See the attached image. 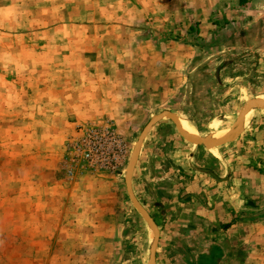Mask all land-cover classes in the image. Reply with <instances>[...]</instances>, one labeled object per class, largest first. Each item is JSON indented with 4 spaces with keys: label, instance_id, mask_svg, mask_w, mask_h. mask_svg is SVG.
<instances>
[{
    "label": "crops",
    "instance_id": "1",
    "mask_svg": "<svg viewBox=\"0 0 264 264\" xmlns=\"http://www.w3.org/2000/svg\"><path fill=\"white\" fill-rule=\"evenodd\" d=\"M0 3L8 6L1 10L2 14L13 11V17L2 18L14 22L7 29L16 36H10L22 39L17 46L19 53L14 51L12 57L20 55L19 64H30L26 55L35 53L37 60L33 58L32 64H48L53 79L60 78L59 82L49 83L41 94L25 96L41 101L42 107L36 108L40 112L34 115L66 118L61 131L67 134L77 123L107 119L124 131L126 137L131 130L127 119L151 118L156 114L143 110L147 105L153 111L167 107L175 98L182 102L200 101V62L192 64L200 54V47L168 40V32L176 23L185 31L195 24L203 36V30L207 32L215 17L216 6L223 4L222 0H0ZM15 21L21 22L19 30ZM33 38L38 45L29 51L31 46L26 44ZM58 65L63 66L61 70ZM217 65L209 67L215 66L217 70L220 66ZM60 74L65 76L63 81ZM220 79L216 74L219 87ZM214 91L211 85L212 94ZM175 107L171 104L167 112L176 115ZM19 110L23 111V106ZM259 111L264 110L249 111L253 113L251 123L247 122L249 126H243L234 142L221 150L224 162L212 170L220 180L209 178L206 182L213 185L210 190L196 186L199 189L196 194H188L176 203L167 201L163 189L154 190L155 195H162L167 201L160 212L164 214L162 225L155 222L159 230L155 264H237L238 260L241 264H257L264 259V218L251 222L243 218L264 213V170H255L253 163L250 168L247 163L242 165L232 152L247 142L254 148L261 147L260 157H264V114ZM180 112L185 113L183 109ZM184 121L188 122V118ZM245 122L244 118L243 125ZM53 131L56 133L54 128ZM148 137L150 132L140 148L133 176L137 169H144L142 157ZM33 145L34 152L22 150L19 156L21 190L17 194L27 203L25 212L31 211L30 196L34 193L41 206L37 212L53 216L56 213L53 223L44 226L58 229L60 215L72 209L78 215L72 216L75 227L84 222L88 228L92 221V229L100 232L74 243L102 246L100 229H107L111 221L114 202L110 203L109 197L123 190L121 175L115 179L98 175L69 185L57 175L60 146L56 148L45 141V135ZM35 163V173L29 178L24 172ZM248 230L252 239L242 241V234ZM134 234L132 228L118 226L112 234L115 242L104 244L103 250L117 246L124 249Z\"/></svg>",
    "mask_w": 264,
    "mask_h": 264
},
{
    "label": "rangeland",
    "instance_id": "2",
    "mask_svg": "<svg viewBox=\"0 0 264 264\" xmlns=\"http://www.w3.org/2000/svg\"><path fill=\"white\" fill-rule=\"evenodd\" d=\"M222 2L223 4L216 6L215 17L210 21L207 32L203 30V36L199 35L200 27L195 24L185 31L176 23L177 25L175 24L168 32V40L200 47V54L192 63L200 62V94H198L200 101L182 102L175 98L167 107L153 111L149 110L148 105L143 108L149 114L156 113L154 117L161 114V110L168 111L167 108H170L171 104L176 105L174 116L184 120L188 118V123L196 135L210 141L219 140L216 139L219 132L231 130L240 110L248 102L252 100L264 102V0H248L244 5L240 4L241 0H222ZM7 7L0 3V264H145L149 259L154 235L133 207L127 194L125 177L138 138L153 117L131 116L126 121H129L131 127V130H128L129 137H126L124 131H120L113 121L107 119L77 123L73 131L67 134V131H61L66 118L35 116V112H40L36 111V108L41 105V101L25 96L41 94L47 90L49 83L54 80L59 82L60 78L53 79L51 75L53 70L48 69V64H44L46 65L44 68L41 67L44 66L43 64H32L37 60L35 53L29 52V55H26L28 60L30 59V64H19V60H22L20 55L13 58L14 51L16 54L20 51L17 46L21 45L22 39L10 36V34L15 35L14 31L7 29L12 21L2 19L13 17L12 10L1 13V10ZM14 25L18 30L21 28L20 21H15ZM8 28L11 29L9 26ZM27 43L26 45L31 46L29 51L37 48L35 38ZM27 58L24 57V60ZM33 58L36 59L32 60ZM232 59L236 60L231 62ZM225 62L227 63L223 65ZM210 64L220 66L216 70L215 66L210 68ZM51 65L57 64L51 63ZM61 66L58 65L59 70L62 69ZM216 74L217 78H221L220 87L216 84ZM60 75L62 76L60 81H63L65 76ZM207 79L210 81L207 82ZM211 85L214 86V94L211 92ZM50 90L52 91L51 86ZM21 106L24 108L23 111L19 110ZM181 108L184 114L180 112ZM137 112L144 113V111ZM259 112L264 114V111ZM251 114L253 113H250L248 118L245 115L246 124L242 125L241 131L253 117H250ZM132 121L134 123H131ZM178 123L180 124L179 121ZM93 126L110 128L121 140L124 154L119 166L96 170L87 168L88 164L81 159V162L77 161L79 164L71 163L73 158L68 150L70 144L79 140L83 131ZM180 127L184 134L190 136L182 124ZM152 128L149 130L150 137L144 145L145 151L142 157L144 169H137L135 177L133 171L134 179L131 186L140 206L154 222L162 225L161 217L164 214L160 212L164 206H167V201L176 203L186 199L188 194H196V190H199L196 186H199L200 190L204 188L210 190V186L213 185L206 181L213 177L202 173L201 170L212 172L214 168H218L219 163L224 162L221 150L228 148L229 143L234 142L236 136L232 135L229 143L208 150L202 145L186 141L173 122L166 117L156 122ZM43 135L45 141L55 144L56 148L60 146V151H57L60 156L57 175H61L60 177L67 184L73 185L98 175L114 179L121 175L119 177L124 186L123 190L116 191L117 196L109 197L110 203L114 202L110 214L111 221L109 226H106L107 229L100 231L103 246L115 242V236L112 237V234L116 232L118 226L132 228L135 234L124 249L117 246L106 251L100 245L75 244L76 240L79 243L88 235L100 232L93 230L97 228L92 229V221L88 228H85L84 222H80L78 227H75L76 223L72 220V216L76 218L78 215L71 212L72 209L60 215V228L45 227L44 223L46 225L53 223L56 213L53 216V214L37 212L41 206L39 207L38 198L34 193L30 196L31 211L25 212L27 207L24 204L27 203L22 202L18 195L21 190L18 174L21 172L22 163L19 156L22 150L34 152L33 143L42 139ZM238 147V150L235 147L237 152L231 151L234 156L240 158L239 163L242 165L247 163L249 168L253 163L255 170L257 168L264 170V157H260L261 147L254 148L253 144L247 142H242ZM35 166L36 163L24 174L29 178L33 176ZM188 173L190 175H187ZM150 175L153 177L149 181ZM156 188L163 189V195H168L169 199L166 201L162 199L165 198L164 196L155 195ZM29 191L32 192L28 187ZM157 192L161 194V191ZM202 195L201 192L200 196ZM22 210L25 213H22ZM65 216L67 219H64ZM250 234L249 230L242 234V241L251 240L253 236ZM239 262L238 260L237 264H241ZM257 264H264V259L258 260Z\"/></svg>",
    "mask_w": 264,
    "mask_h": 264
},
{
    "label": "water",
    "instance_id": "3",
    "mask_svg": "<svg viewBox=\"0 0 264 264\" xmlns=\"http://www.w3.org/2000/svg\"><path fill=\"white\" fill-rule=\"evenodd\" d=\"M236 59H232L231 62H234ZM230 62V61H229ZM227 62H225L223 65H225ZM252 109H259V110H264V102H260V101H256V100H252L250 102H248L243 108L242 110H240L236 122L235 124L232 126L231 130L229 131L228 134H226L225 136H223L222 138H220L219 140H215V141H206L207 139L198 137V136H188L186 134L183 133L180 124L177 121V118L170 112L164 111L161 114L154 116L149 123L146 125V127L143 129L140 137L138 138V141L134 147V150L132 152L131 155V159L129 162V166H128V170L126 173V177H125V184H126V190H127V194L129 196V199L133 205V207L136 209V211L140 214V216L144 219V221L148 224V226L150 227V229L153 232L154 235V239L152 242V245L150 247V255H149V261L148 264H155V254H156V249H157V245H158V240H159V230L157 225L155 224L154 220L149 216V214L140 206V204L138 203V201L136 200V198L133 195L132 192V186H131V182H132V174L137 162V158L140 152V148L142 146V143L146 137V135L148 134L149 130L152 128V126L158 122L159 120H161L162 118H168L169 120H171L173 122V124L175 125L176 129L178 130V132L180 133V135L188 142L190 143H194V144H198V145H202L204 146L206 149L210 150L213 148H217L220 147L222 145H225L227 143L230 142L231 140V136L232 135H237L243 125L244 122V117L245 115ZM202 173L208 174L210 176H212L214 179L216 180H220L218 179V177L211 171L209 170H201ZM264 218V213L262 214H258L256 216H253L247 220H249V222L251 221H256L259 219Z\"/></svg>",
    "mask_w": 264,
    "mask_h": 264
},
{
    "label": "built area",
    "instance_id": "4",
    "mask_svg": "<svg viewBox=\"0 0 264 264\" xmlns=\"http://www.w3.org/2000/svg\"><path fill=\"white\" fill-rule=\"evenodd\" d=\"M68 150L73 158L71 163L81 159L88 164L89 167L85 165L87 168L96 170L119 166L124 154L121 140L110 128L97 126L84 130L81 138L70 144Z\"/></svg>",
    "mask_w": 264,
    "mask_h": 264
},
{
    "label": "bare ground",
    "instance_id": "5",
    "mask_svg": "<svg viewBox=\"0 0 264 264\" xmlns=\"http://www.w3.org/2000/svg\"><path fill=\"white\" fill-rule=\"evenodd\" d=\"M249 115H250V112H248L246 114V118H248ZM246 118H245V120H246ZM177 120L180 122V124H182L187 129V131L189 132L190 136H197L195 131H194V129L192 128V126L188 122H186V121H184V120H182L180 118L179 119L177 118ZM228 133H229L228 131L219 132V134H217V136H216V139H220V138H222L223 136H225ZM206 141L208 142L209 140H206Z\"/></svg>",
    "mask_w": 264,
    "mask_h": 264
},
{
    "label": "trees",
    "instance_id": "6",
    "mask_svg": "<svg viewBox=\"0 0 264 264\" xmlns=\"http://www.w3.org/2000/svg\"><path fill=\"white\" fill-rule=\"evenodd\" d=\"M248 2V0H241V2H240V4L241 5H244V4H246ZM193 31V30H192Z\"/></svg>",
    "mask_w": 264,
    "mask_h": 264
}]
</instances>
